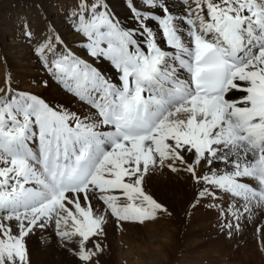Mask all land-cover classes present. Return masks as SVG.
<instances>
[{
  "label": "bare ground",
  "instance_id": "obj_1",
  "mask_svg": "<svg viewBox=\"0 0 264 264\" xmlns=\"http://www.w3.org/2000/svg\"><path fill=\"white\" fill-rule=\"evenodd\" d=\"M107 1L110 4V10L122 16V19L115 20V27L120 28L123 23L128 27H132V22L125 17L128 11L122 3L117 0ZM137 3L139 4V0H137ZM170 3L173 5L174 12L183 13L185 6L179 0H170ZM101 25H107V22L97 24L96 34ZM50 26V31L57 34L53 25L50 24ZM74 40L72 44L69 42L71 46H68L60 38L57 45L49 48L52 57L51 65L46 63L42 68L44 72H50V75L53 74L52 77L41 72L42 69H38L36 60H34L35 57L26 50V48L29 49L28 46L18 49L15 57L9 53H2L0 59L2 61L0 63V80L2 76H6L10 71L4 65L9 59L14 66L11 70L18 73L19 83L22 85L19 90L20 93L12 100L9 98L10 83H8L9 86L7 85L8 87L0 91V104L6 102L8 103L7 108L10 110H23L30 117L31 121L27 124L30 129L36 128L34 110L38 108L41 112H46L44 106L51 104L55 109H52L49 115L55 114L57 119L67 117L62 123L71 129L70 134L66 133L61 137L59 147H53L51 154L47 150L41 151L38 143H31L32 154H27L18 159L21 161H18L16 166L22 163V171L24 175H27L26 178L29 179L28 182L30 183V187L27 186L29 188L26 189L27 198L34 202L49 199L48 189L45 193L46 186L51 187L52 197L59 196V189L50 185L49 178L43 173L40 166L41 162L46 163L51 156L71 160L81 145L88 149V156L90 157L95 156L99 147L105 148L108 151L106 154L108 158L107 161H104V159L101 161V171L103 172L100 175L101 177H97L98 180L96 179L94 183L92 182L94 180L87 179L83 190L81 189L82 191L78 190L76 193L65 191L61 199L65 202L73 201V203L82 204L87 222L93 227L99 225L102 230H105L106 236L109 238H112L113 231L121 222L118 218L120 214H123L126 220L124 227H128L129 230L131 225L136 226L133 232H128L125 229V240L136 238L141 233L152 236L151 234L162 231L168 232L169 237L167 236L163 240L162 248L155 252L157 259L159 258L163 262L164 257L174 255L179 234L185 230L187 209H190L193 203L192 188L219 172L220 175L232 173L233 177L224 180L225 183L229 179L230 182L228 183L244 181L242 180L244 177L259 172L258 155L253 146L256 147L258 152L260 151L259 153L264 161V117L259 113V109L264 107V81L258 78L259 75L264 76V64L258 63L256 67H247L246 69L247 62H245V64H241L240 67L235 69L223 100L195 97L191 104L188 103L187 99L183 104L177 103L173 106L165 104L162 108H154L156 115H153V117L159 123L151 135L145 138L122 140L118 145L110 146L104 140V137L109 141H113L116 140V136L111 125L102 122V118L112 115L108 111L110 107L109 100H97L99 103L94 104L91 98L78 97L71 87V78L74 74H82L85 70L90 71L93 66L100 72L105 73L113 82H118L116 79L118 73L106 61L101 62L95 60L94 57L90 58L91 56H82L83 48L78 46ZM160 46L162 50H168L163 42L160 43ZM92 47L96 48L94 52L98 51L95 43ZM56 55L58 57L61 55V59H59L61 62L60 67L53 64V57ZM36 58L41 59L42 57L40 55ZM178 75L186 81V72L180 71ZM32 82L34 85H32ZM254 82L259 83L260 87L253 88L252 84ZM106 91L102 92L101 95H105ZM253 91H257L258 95L253 96ZM42 95L44 101L41 100ZM143 95L147 96L148 94L144 93ZM184 97L187 96L184 95ZM258 99L261 102L258 101L257 104H254ZM91 115H94V118H91ZM237 124L240 125V129L237 128ZM17 134L18 130H15L11 137H6L3 133H0V144L3 145L0 147L2 154L22 152L18 147L19 141L12 139ZM241 134L246 136V140L240 137ZM98 141L102 142L98 144ZM36 145L38 146L35 147ZM138 155H140V160L137 161L136 157ZM2 161H0V168L2 166L11 168L10 163L4 164ZM135 169L136 171H134ZM9 170L11 174L16 172L14 167ZM111 171H113L112 174ZM114 171L126 172L125 174L131 173V175L134 172L130 178L128 177L129 186L123 182L113 180ZM91 176H95V174ZM38 177L45 180L46 185H42L41 181L37 179ZM245 180L250 179L246 178ZM132 184H135L136 189H133ZM214 184H221V181L208 182L200 186L199 192L202 203L205 202L207 193H209L206 189ZM140 185L142 191L150 189L162 202L166 201L167 198L164 195V190L172 192L173 202L174 200L177 201L170 203L167 214H170L173 218L169 222H165L166 226H164V222L158 219H153L154 221H150L151 223L146 222L144 225H142L143 223L141 225L133 224L130 222V218L126 216L131 215L134 208L117 203L121 202L118 199L121 197L120 191L125 194H134V192L140 190ZM132 189L135 191L133 192ZM142 196L143 192L142 194L136 193L134 197L135 199H141ZM176 206L177 208L178 206L182 207V213H179V215L175 211ZM165 245L168 247H164ZM112 250H114V247H112ZM109 254L110 251L107 255ZM129 254H132V251L126 252V256ZM138 257L145 259L146 256ZM139 261L142 263V259H139Z\"/></svg>",
  "mask_w": 264,
  "mask_h": 264
},
{
  "label": "rangeland",
  "instance_id": "obj_2",
  "mask_svg": "<svg viewBox=\"0 0 264 264\" xmlns=\"http://www.w3.org/2000/svg\"><path fill=\"white\" fill-rule=\"evenodd\" d=\"M117 1L121 3L122 0ZM124 2L127 4V0ZM109 12L110 4L107 0H0V59L2 53H9L15 57L18 49L28 46L29 49L26 50L35 57L38 69L44 72L43 64H50L52 61L49 48L56 41L59 42L60 38L68 46H71L70 43L72 44L75 39L74 42L78 46H83L82 56L90 57L91 52L88 49H91L89 44L96 36V23L100 19L108 21ZM87 14H91L88 19ZM131 15L129 12L125 16L130 22H132ZM116 17L122 19L119 14H116ZM50 24L57 34L50 31ZM40 55L41 59L45 58L43 60L36 58ZM53 59V64L60 67L61 55ZM4 65L10 71L6 76H2L0 91L10 85L12 93H15L22 88L19 75L11 70L14 66L9 59ZM44 74L50 77L53 75L46 71ZM17 96L16 94L15 97ZM12 97L14 95L10 94V98ZM43 98L42 95L41 100ZM6 104L8 107V103L0 105V126L7 128L11 124L22 125L27 118L19 110L5 111ZM91 116L94 118V115ZM107 158L108 156L104 157V161H107ZM136 159L140 160V155ZM101 161L102 159L98 165L100 168L97 167L99 176L103 173ZM2 163L6 164V161ZM137 166L138 163L136 168ZM6 167L2 166V170L4 171ZM114 172L112 179L127 185L130 184L128 177L134 174V172L132 175L125 174L126 172ZM98 175L92 176L90 180H94L92 181L94 183L101 177ZM231 176L232 173L220 175L219 172L211 175L200 183L201 185L192 188L193 203L192 207L187 209L185 230L179 234L174 255L164 257L163 262L157 259L155 252L162 248L163 240L169 237L168 232L162 231L151 234L152 236L141 233L136 238L125 240V229L133 232L136 226L131 225V229L128 230V227H124L125 217L120 214L118 218L121 222L113 231L112 238H109L99 225L95 228L87 222L82 204L60 199L59 203H50L44 207L28 205L22 213L13 214L8 208L0 212V264H264V201L262 203L257 198L247 197L234 186L235 182L228 183L230 179L226 183L223 182ZM246 178L250 179L251 176L242 180ZM37 179L41 181L40 177ZM207 181H221V184L209 186L206 189L209 192L207 199L202 203L199 188L208 183ZM132 185L133 189H136L135 184ZM51 190L50 186H46L45 193L48 192L49 199H55L56 196L52 197ZM140 190L134 194L120 191L121 197L118 199L121 202L117 203L134 208L131 215L126 217L137 225L158 219L166 226L165 222L173 218L167 214L170 203L177 201L173 202L172 192L164 190L167 198L162 202L150 189L142 191L140 185ZM76 191L78 192V190L72 192L76 193ZM142 192L143 198L135 199V194ZM26 199L29 200L27 196ZM175 211L179 215L182 213V207L176 206ZM108 251H110L109 255H107ZM130 251L132 254L126 256V252ZM138 256L146 257L144 259ZM139 259H142V263Z\"/></svg>",
  "mask_w": 264,
  "mask_h": 264
},
{
  "label": "snow or ice",
  "instance_id": "obj_3",
  "mask_svg": "<svg viewBox=\"0 0 264 264\" xmlns=\"http://www.w3.org/2000/svg\"><path fill=\"white\" fill-rule=\"evenodd\" d=\"M179 2L185 6L182 14L173 11L170 0H139V4L127 0L132 27L123 23L116 28V21L108 17L107 25L97 30L94 43L98 51L92 53L95 60L108 62L118 73V82L95 66L71 78L78 97L91 98L94 104L109 100L113 118L105 123H111L118 133L146 124L149 115H156L154 108L174 102L179 95L193 103L195 94L181 87L180 71L200 90L237 63L247 62L246 69L264 64V0ZM161 42L168 50H162ZM34 111L36 128L25 125L12 139L29 155L31 143L51 154L54 143L58 148L61 137L71 133L62 123L67 117L57 119L38 108Z\"/></svg>",
  "mask_w": 264,
  "mask_h": 264
}]
</instances>
